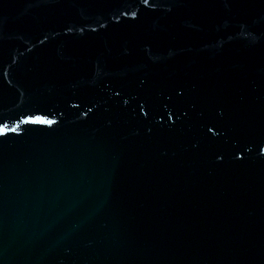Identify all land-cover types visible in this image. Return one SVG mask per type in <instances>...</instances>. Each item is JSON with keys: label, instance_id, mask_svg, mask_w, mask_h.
Listing matches in <instances>:
<instances>
[{"label": "water", "instance_id": "95a60500", "mask_svg": "<svg viewBox=\"0 0 264 264\" xmlns=\"http://www.w3.org/2000/svg\"><path fill=\"white\" fill-rule=\"evenodd\" d=\"M0 264H264V0H0Z\"/></svg>", "mask_w": 264, "mask_h": 264}]
</instances>
